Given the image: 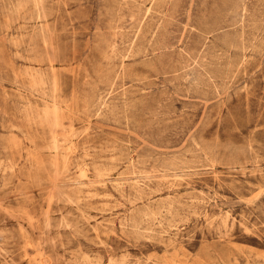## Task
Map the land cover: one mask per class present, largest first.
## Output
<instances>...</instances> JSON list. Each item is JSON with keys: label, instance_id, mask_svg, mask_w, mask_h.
Here are the masks:
<instances>
[{"label": "rangeland", "instance_id": "rangeland-1", "mask_svg": "<svg viewBox=\"0 0 264 264\" xmlns=\"http://www.w3.org/2000/svg\"><path fill=\"white\" fill-rule=\"evenodd\" d=\"M0 264H264V0H0Z\"/></svg>", "mask_w": 264, "mask_h": 264}, {"label": "bare ground", "instance_id": "bare-ground-1", "mask_svg": "<svg viewBox=\"0 0 264 264\" xmlns=\"http://www.w3.org/2000/svg\"><path fill=\"white\" fill-rule=\"evenodd\" d=\"M73 136V135H72ZM47 224V223H46Z\"/></svg>", "mask_w": 264, "mask_h": 264}]
</instances>
